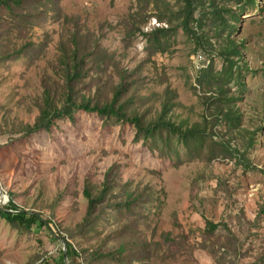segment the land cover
<instances>
[{
  "label": "rangeland",
  "instance_id": "obj_1",
  "mask_svg": "<svg viewBox=\"0 0 264 264\" xmlns=\"http://www.w3.org/2000/svg\"><path fill=\"white\" fill-rule=\"evenodd\" d=\"M257 1L233 35L219 37L212 13H203L207 25L196 22L195 39L178 20L183 0L0 5V184L18 208L53 222L26 230L0 215V264H66L65 240L82 264H264V0ZM234 42L242 57L228 55ZM74 51L82 62L76 101H112L124 85L123 103L144 117L142 130L80 109L36 128L49 98L65 104L63 54ZM165 111L193 135L159 127L149 135ZM88 184L94 195L105 184L109 192L87 221ZM133 192L138 201L128 208Z\"/></svg>",
  "mask_w": 264,
  "mask_h": 264
},
{
  "label": "trees",
  "instance_id": "obj_2",
  "mask_svg": "<svg viewBox=\"0 0 264 264\" xmlns=\"http://www.w3.org/2000/svg\"><path fill=\"white\" fill-rule=\"evenodd\" d=\"M36 0H0V5L7 7L8 9L13 8L14 6L18 9L22 8L26 2L31 3ZM186 8H182L179 13V22L180 26L184 29V31L189 34L192 37L199 38L196 31V24L199 23L200 27L205 28L207 24H201L203 20V13L204 17H206V13H212L214 20L212 22L213 29H215L219 35V37H222L224 32L227 30H230L231 35L234 34V32L237 31L238 24L244 19V15L251 9H255L258 6L257 0H234L235 2L232 3H226V5H219L216 4V0H183ZM209 3H211V6H209ZM197 10H201L202 16L201 19L197 18L198 20H195V12ZM194 22V23H193ZM197 22V23H196ZM163 28L157 29L154 34H156L157 31H161ZM200 40H203L201 38ZM235 40V39H234ZM236 41V40H235ZM202 45V44H201ZM78 43L75 40V44L73 46L74 50H77ZM230 53L228 55L233 56V54H240L241 57L242 49L240 48V45L237 42H234L233 45H231ZM228 52V51H227ZM226 52V53H227ZM81 60L78 56L77 52L74 51L71 54L67 55V52L63 54V64H64V72L66 75V79L68 81V88L67 91V99L65 101V104L62 109L59 108V106H54L52 104L51 99L49 98L47 102L44 105V109L42 110L41 117L39 119V123L36 124V128H47L52 122L53 118H63V117H72L73 111L76 109L84 110L87 112H95L102 116H110L118 118L122 121H129L132 124L137 125L141 130L145 127L144 117L135 114L130 115L129 112L126 110V105L123 103V96L124 91L122 88L124 85H121L120 89L116 91L113 94L112 101H105V102H99L97 104H92L91 102H85L82 101L81 103H78L75 98V88L74 86L76 82L80 81L82 79L81 74ZM208 72V71H206ZM74 109V110H73ZM73 110V111H72ZM167 111L164 112L163 116L161 117L160 121L156 124L150 127H147V133L149 135H154L155 131H157L159 128H162V130L167 129L170 132H173L180 136V138L188 139L190 135H193L192 130H184L182 127L177 126L173 122L169 121L166 118ZM159 127V128H158ZM195 130V129H194ZM111 174V172L109 173ZM91 185L88 184V187L85 191V195L88 198L89 201V208L87 213V221L92 220L94 217V214L97 212L99 205L103 204L106 200V195L108 194L109 190L107 188V184L104 185L102 192L99 195H94L91 190ZM134 194L131 193L128 195L130 197V200L126 202L127 207H131L132 203L134 201H138L137 194L135 193V198L132 197ZM9 205L5 209H0V215L10 224L13 226H16L18 228L23 229H31L34 225L36 227H45L53 224V222H50L46 219H44L43 216L40 214L27 211L25 209H20L15 204L14 200H10ZM99 221V218H98ZM210 226H213L212 222H208ZM58 234L56 233L55 236ZM65 240V239H63ZM66 241V240H65ZM67 244V254L68 258L71 261V264H82V262L79 260L81 252L75 249V247L66 241ZM125 247L124 244L121 245L120 250ZM101 255V254H100ZM103 257V256H100ZM62 259L65 260L64 257V251ZM65 262V261H64Z\"/></svg>",
  "mask_w": 264,
  "mask_h": 264
},
{
  "label": "water",
  "instance_id": "obj_3",
  "mask_svg": "<svg viewBox=\"0 0 264 264\" xmlns=\"http://www.w3.org/2000/svg\"><path fill=\"white\" fill-rule=\"evenodd\" d=\"M5 199L7 201H9L8 197L3 192V188L1 187V184H0V205L4 204ZM64 257H65V260H66V264H70L69 261H68L69 258H68V254H67V244H66L65 241H64Z\"/></svg>",
  "mask_w": 264,
  "mask_h": 264
},
{
  "label": "bare ground",
  "instance_id": "obj_4",
  "mask_svg": "<svg viewBox=\"0 0 264 264\" xmlns=\"http://www.w3.org/2000/svg\"><path fill=\"white\" fill-rule=\"evenodd\" d=\"M5 201H6V199H5Z\"/></svg>",
  "mask_w": 264,
  "mask_h": 264
}]
</instances>
